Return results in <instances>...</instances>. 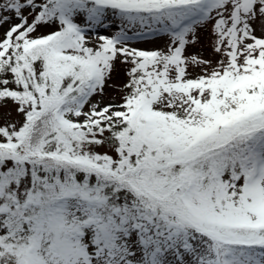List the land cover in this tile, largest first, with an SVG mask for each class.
Instances as JSON below:
<instances>
[{"label":"snow or ice","instance_id":"1","mask_svg":"<svg viewBox=\"0 0 264 264\" xmlns=\"http://www.w3.org/2000/svg\"><path fill=\"white\" fill-rule=\"evenodd\" d=\"M0 264H264V0H0Z\"/></svg>","mask_w":264,"mask_h":264}]
</instances>
